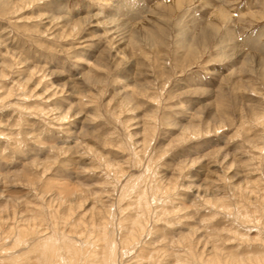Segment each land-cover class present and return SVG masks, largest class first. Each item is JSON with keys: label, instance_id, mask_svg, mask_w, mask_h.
I'll list each match as a JSON object with an SVG mask.
<instances>
[{"label": "rangeland", "instance_id": "rangeland-1", "mask_svg": "<svg viewBox=\"0 0 264 264\" xmlns=\"http://www.w3.org/2000/svg\"><path fill=\"white\" fill-rule=\"evenodd\" d=\"M174 1L0 0V264H264V0Z\"/></svg>", "mask_w": 264, "mask_h": 264}, {"label": "bare ground", "instance_id": "bare-ground-1", "mask_svg": "<svg viewBox=\"0 0 264 264\" xmlns=\"http://www.w3.org/2000/svg\"><path fill=\"white\" fill-rule=\"evenodd\" d=\"M180 1L181 0H176V1H174L173 2V4H171V5H165V4H162L161 3V5L160 6H162L165 10H168V11H172V10H174L176 7H178L181 3H180ZM175 3H177L176 5H175ZM218 12H220V11H218ZM219 17V16H218ZM56 19H57V17H55ZM220 19H221V17H220ZM224 19V18H223ZM81 21V20H80ZM111 21V20H110ZM109 23V22H108ZM112 24H113V22H112ZM113 27H115V26H113ZM117 27V26H116ZM119 27V26H118ZM114 30V29H113ZM201 32H200V36L202 37V38H204L205 36H206V33L203 31V30H200ZM151 32V31H150ZM163 32V31H162ZM179 32H181V31H179ZM179 34V33H178ZM113 35V34H112ZM115 35V34H114ZM145 36V35H144ZM148 36V37H147ZM146 36V39H152L149 35H147ZM180 36V35H179ZM182 36V35H181ZM122 38V37H121ZM143 38H145V37H143ZM178 39V38H177ZM182 38H179V40L177 41V44L179 45V44H181L182 42L184 43V41H186L187 42V44L189 45V43H191V37H189V36H187V38L186 39H184V40H181ZM123 40V39H122ZM125 40V39H124ZM129 44V43H128ZM131 44V43H130ZM134 45V44H133ZM179 46H182V45H179ZM184 46V45H183ZM189 47V46H188ZM185 49V48H184ZM187 50V49H186ZM65 185V184H64ZM66 189V188H65ZM68 190H70V189H68ZM72 190V192H73V189H71ZM74 190H76L75 188H74ZM76 194V193H75ZM159 198V197H158ZM138 203V202H137ZM144 205V204H143ZM145 206V205H144ZM147 206V205H146ZM137 224V223H136ZM106 235V234H105ZM109 236V235H108ZM108 238V237H107ZM73 243H74V241H73ZM70 244V243H69ZM68 244V245H69ZM114 245V244H113ZM57 246V245H56ZM43 250V249H42ZM74 251L75 252H78V251H80L79 250V248L78 247H75L74 246ZM43 252V251H42ZM55 252V251H54ZM41 254V253H40ZM46 254H47V251H46ZM76 254V253H75ZM71 256H72V254H71ZM106 256V255H105ZM73 259H74V257H73ZM64 260V259H63ZM67 261V260H66ZM62 262V261H61ZM65 262V261H64ZM113 262V261H112ZM111 262V263H112ZM62 264V263H61Z\"/></svg>", "mask_w": 264, "mask_h": 264}]
</instances>
